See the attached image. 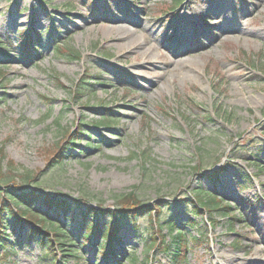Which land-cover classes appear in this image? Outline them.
Segmentation results:
<instances>
[{"label": "rangeland", "instance_id": "rangeland-1", "mask_svg": "<svg viewBox=\"0 0 264 264\" xmlns=\"http://www.w3.org/2000/svg\"><path fill=\"white\" fill-rule=\"evenodd\" d=\"M61 148L68 158L54 167ZM0 150V190L21 194L31 172L34 188L85 199L82 209L135 192L170 203L159 222L167 241L170 219L201 237L176 263L151 248L145 216L138 230L120 226L116 258L104 256L102 237H80V217L38 204L75 241L55 264H264V0H0ZM219 170L217 183L203 175ZM196 190L239 221L195 213ZM0 220L16 245L11 264H51L31 226L14 230L1 209Z\"/></svg>", "mask_w": 264, "mask_h": 264}, {"label": "trees", "instance_id": "trees-1", "mask_svg": "<svg viewBox=\"0 0 264 264\" xmlns=\"http://www.w3.org/2000/svg\"><path fill=\"white\" fill-rule=\"evenodd\" d=\"M23 42H22V51L23 54L29 52L33 46L32 41H27L26 33L23 34ZM58 47V45H57ZM62 52L58 47V53ZM69 55H74L75 57H79V53L69 51ZM81 83H85L81 80ZM86 84V83H85ZM88 84V83H87ZM81 87V86H80ZM82 90L78 91L76 96L79 94L86 95L89 91L85 86L81 87ZM76 93V92H75ZM109 118V117H108ZM208 121L211 122L209 117H206ZM3 150H0V181H5L2 171L3 167L2 163L5 160V156ZM65 148H61L59 152H57L56 159L53 160L52 164L57 167L63 166L62 163L68 158L65 154ZM228 165V164H227ZM255 165V163H254ZM257 165V164H256ZM196 168V167H195ZM223 168L222 171L226 170ZM196 170H199L196 168ZM199 178H202L203 175H206L210 178L214 183H217L221 180L222 172H217L213 174H203L195 172ZM38 181V176L30 173H24L22 175V184L26 186L23 187L24 192L21 194L18 193H9L7 189L0 190V209L2 212H8L12 223H9L11 227L15 230L25 229L28 226H31L28 230V235L30 239H38L39 244L42 246V250L46 252L48 256H52L51 264L56 263V259L59 256L72 257L76 254L77 250L74 248V242L71 238L72 236L67 231L62 229V226L54 223L50 219L49 212H38L35 207L40 204L42 207H49L51 210L61 211L66 216H71L70 220H73L75 216H78L82 220L80 228L81 238L84 242H90L93 237L95 240L97 238L102 237V243L98 245L99 250L103 255H111L116 258V254L112 249V242L119 240L117 238V234L119 232L120 226L125 225L126 223H130L134 226L136 230L138 227L136 226L137 221L145 216H148L151 221V248L156 252L165 253L172 255V259L174 262H183L186 259V255L189 250L190 244L196 242L195 244H199V239H191L189 234L184 231H180L176 228V223L170 219L168 224V230L172 238L170 241H167L165 236H162V227L160 216H162L163 208L171 207L169 206L168 201H158L155 204H149L142 202V199L135 192H129L128 194L118 195L115 197V206L112 208H104L102 204H98L96 207H88L86 209H82L86 206V200L80 199L79 201H65L58 200L51 197L48 193H45L39 187L34 188L32 184H36ZM8 186V185H7ZM33 186V187H32ZM186 199H181L178 201V204L183 205L186 202ZM191 204L193 205V210L195 213L201 212V210H205L211 214L223 213V216L229 217L228 219L232 221H239L235 217H230L229 208L230 206H225L224 201L218 195L213 194L212 192H205L203 190H196V194L194 195V199L191 200ZM81 210L79 213L76 211ZM91 218V219H89ZM10 220V221H11ZM29 224V225H28ZM233 224V223H231ZM8 225V226H10ZM49 228L50 233H47V229ZM7 225L6 221L0 220V263L1 264H11L13 263V257H16V245L9 241L7 238ZM46 231V232H45ZM125 255V253L123 254ZM119 257H124V256ZM118 258V257H117ZM148 259V258H147ZM127 261L132 264H136L135 259L127 257Z\"/></svg>", "mask_w": 264, "mask_h": 264}, {"label": "bare ground", "instance_id": "bare-ground-1", "mask_svg": "<svg viewBox=\"0 0 264 264\" xmlns=\"http://www.w3.org/2000/svg\"><path fill=\"white\" fill-rule=\"evenodd\" d=\"M151 75H152V76L143 75V76H142L143 78H141V79H142V80H146V79L153 78V75H154V76H155V75L158 76V74H157L156 72H155V73L153 72V74H151Z\"/></svg>", "mask_w": 264, "mask_h": 264}]
</instances>
